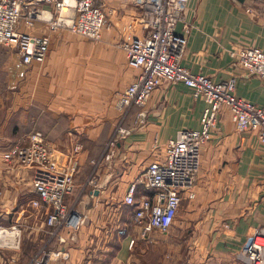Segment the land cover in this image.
Listing matches in <instances>:
<instances>
[{
    "label": "crops",
    "instance_id": "1",
    "mask_svg": "<svg viewBox=\"0 0 264 264\" xmlns=\"http://www.w3.org/2000/svg\"><path fill=\"white\" fill-rule=\"evenodd\" d=\"M96 1L108 22L100 40L78 39L68 29L49 31L41 22L20 26L50 36L44 63L50 70L49 90L61 94V104L47 112L40 127L57 154L65 156L75 143L81 144L75 186L66 197L85 220L75 231L63 229V240H48L45 208L31 203L38 197L33 170L0 158V225L17 223L23 230L21 248H1L0 264H11L14 255L26 264L45 243L69 254L51 264H248L241 248L256 227H264V143L256 131L236 127L228 106L222 107L211 138L202 146L195 196L183 194L172 234L159 238L162 232L153 230L142 236L132 206L123 202L127 187L178 129L200 128L205 103L181 81L159 85L143 106L132 107L123 123L130 134L119 137L114 154L104 158L119 118L115 96L138 73L127 63L120 42L129 32L143 30L131 24L137 12L132 0ZM186 25L190 30L182 63L214 80L234 77L238 96L264 105V81L230 54L246 45L264 49V0H189L176 31L183 33ZM4 47L0 44V84ZM138 112L142 123L136 125ZM71 115L73 119H66ZM70 128L80 133L76 140ZM92 174L95 183L87 184ZM142 193L152 195L154 190L140 182L136 195Z\"/></svg>",
    "mask_w": 264,
    "mask_h": 264
},
{
    "label": "built area",
    "instance_id": "2",
    "mask_svg": "<svg viewBox=\"0 0 264 264\" xmlns=\"http://www.w3.org/2000/svg\"><path fill=\"white\" fill-rule=\"evenodd\" d=\"M136 7L135 21L141 34L128 33L120 42L127 63L138 73L119 92L115 108L118 122L109 137L104 158L115 151L117 140L130 134L124 120L133 106H143L159 85L183 82L192 89L196 98L205 105L198 129L181 128L160 151L157 139V157L150 162L141 176L131 182L123 196V202L132 206L133 215L141 226L142 236L158 230L167 233L181 206L183 194L195 196L193 187L201 166L202 146L211 138L212 129L218 123L223 106H228L231 118L239 130H254L264 143V105H258L238 96L236 80L230 77L214 80L209 75L193 72L182 63L190 26L183 33L176 31L183 20L189 0H132ZM38 22L47 30L68 29L93 40L102 38L107 24L106 11L96 0H0V44L12 46L24 64H42L50 49L48 33H33L21 29V24L33 27ZM237 62L251 74L264 81V49L246 45L230 50ZM141 112L134 123H142ZM81 144L75 143L66 153L57 154L41 130L29 133L28 141L4 153V160L17 162L33 170V186L38 194L32 200L35 208H45L46 223L51 227L49 239L60 236L63 229L77 230L84 222V215L74 202L67 201V194L75 186L74 176L78 169V153ZM97 164V162H95ZM154 190L152 195H136L137 184ZM87 184L95 183L94 175ZM22 226L17 223L0 225V249L19 250L22 244ZM133 242V241H132ZM241 252L248 264H264V227H256L244 242ZM58 256L68 257L67 251L47 248L46 243L26 264H51ZM11 264H19L17 256Z\"/></svg>",
    "mask_w": 264,
    "mask_h": 264
},
{
    "label": "rangeland",
    "instance_id": "3",
    "mask_svg": "<svg viewBox=\"0 0 264 264\" xmlns=\"http://www.w3.org/2000/svg\"><path fill=\"white\" fill-rule=\"evenodd\" d=\"M73 34L78 39L86 40L85 36ZM5 46L4 82L0 84V158L14 146L26 143L29 133L34 130H41L48 138L40 126L46 121L47 112L60 108L61 104V94L49 90L51 76L46 63L24 64L14 47ZM68 118L73 119V115L66 116ZM70 129L75 131L71 135L76 140V135L80 133H77V128ZM172 232L171 226L166 234L158 233L157 237H166Z\"/></svg>",
    "mask_w": 264,
    "mask_h": 264
},
{
    "label": "water",
    "instance_id": "4",
    "mask_svg": "<svg viewBox=\"0 0 264 264\" xmlns=\"http://www.w3.org/2000/svg\"><path fill=\"white\" fill-rule=\"evenodd\" d=\"M240 1H244V0H240Z\"/></svg>",
    "mask_w": 264,
    "mask_h": 264
}]
</instances>
